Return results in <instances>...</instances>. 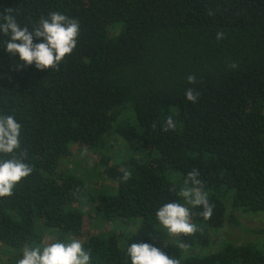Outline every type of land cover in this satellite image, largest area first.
Returning a JSON list of instances; mask_svg holds the SVG:
<instances>
[{"label":"trees","instance_id":"obj_1","mask_svg":"<svg viewBox=\"0 0 264 264\" xmlns=\"http://www.w3.org/2000/svg\"><path fill=\"white\" fill-rule=\"evenodd\" d=\"M53 11L80 25L58 67H17L0 48V113L21 123L17 155L33 169L0 198V246L22 256L26 245L79 239L91 264H129L135 242L179 264H264L253 243L216 249L238 212L264 213V0H0V16L16 12L29 28ZM169 116L175 127L164 131ZM75 148L100 158L96 176L110 184L66 167ZM193 170L213 216L191 208L196 230L158 241L156 210L184 203ZM252 232L264 246V227Z\"/></svg>","mask_w":264,"mask_h":264},{"label":"clouds","instance_id":"obj_2","mask_svg":"<svg viewBox=\"0 0 264 264\" xmlns=\"http://www.w3.org/2000/svg\"><path fill=\"white\" fill-rule=\"evenodd\" d=\"M79 32L77 20L55 11L46 17L41 16L39 22L31 28L18 23L16 12L0 16V36L6 37L0 40V48L10 57H18L17 67L35 66L40 71L58 67L66 56L73 53ZM222 38L223 33H217V39ZM194 81V77H188L190 84ZM198 95L191 88L185 92L186 99L193 103ZM174 127V121L169 116L163 130L168 131ZM22 133L23 127L14 114L0 113V198L12 196L14 187L33 171L24 162L22 155H17ZM199 175L197 170L187 174L185 187L179 193L184 203L168 202L156 210V219L169 236L179 238L181 234L187 236L196 230L190 220L191 208L202 209L200 215L205 220H210L213 216L214 205L210 203L209 194L203 189ZM130 177L131 173L126 172L123 179L128 180ZM189 184L191 187L187 186ZM185 204L191 207H186ZM179 243L181 247H185V243ZM21 251L18 264H91L92 260L90 251L85 249L79 239L26 245ZM126 256L129 264H179L178 260L170 258L161 249L148 243L132 242L126 247Z\"/></svg>","mask_w":264,"mask_h":264},{"label":"rangeland","instance_id":"obj_3","mask_svg":"<svg viewBox=\"0 0 264 264\" xmlns=\"http://www.w3.org/2000/svg\"><path fill=\"white\" fill-rule=\"evenodd\" d=\"M115 33H117V26L109 27V34L114 35ZM115 149H117V146H115ZM74 153L75 154L73 159H71L66 164L67 168L75 169V166L79 165L78 173L79 175H82L86 178L87 183H89L88 185L95 186L96 184H101V182L110 184V179H98V177L96 176L100 172L94 167V165L98 164V161L100 159L98 156L96 157L91 154H86L83 151L78 150L77 148H75ZM99 167L102 170V165L99 164ZM89 211H91V216H93L94 209H90ZM236 215L240 222L239 226L227 223L223 229L216 232V235L219 238V243L216 245V249L221 248L223 241H230L236 244L253 243L255 244V246L258 245L260 249H263L264 246H262V238L254 235L252 230L264 227V213L244 214L242 212H238ZM91 216L86 217V227L87 229L95 230L94 228L95 226H97V221ZM153 234L158 241H167L168 237H171L170 239L173 240H178V237L176 236H169L164 229H162V231L156 230L153 232ZM195 251L199 252L197 249H195ZM20 257L21 255L17 251L11 248L0 246V264H18V260Z\"/></svg>","mask_w":264,"mask_h":264}]
</instances>
